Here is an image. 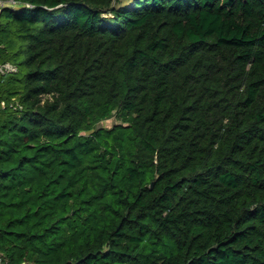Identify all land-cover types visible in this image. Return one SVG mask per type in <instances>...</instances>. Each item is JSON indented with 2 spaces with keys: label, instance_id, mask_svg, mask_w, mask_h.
<instances>
[{
  "label": "trees",
  "instance_id": "1",
  "mask_svg": "<svg viewBox=\"0 0 264 264\" xmlns=\"http://www.w3.org/2000/svg\"><path fill=\"white\" fill-rule=\"evenodd\" d=\"M17 1L6 264H264V0Z\"/></svg>",
  "mask_w": 264,
  "mask_h": 264
},
{
  "label": "built area",
  "instance_id": "2",
  "mask_svg": "<svg viewBox=\"0 0 264 264\" xmlns=\"http://www.w3.org/2000/svg\"><path fill=\"white\" fill-rule=\"evenodd\" d=\"M18 4L17 0H0V11L2 10L3 7L5 6H15ZM17 67L10 63V62H1L0 63V74H4V73H9V72H16ZM1 105H3V103L1 102ZM0 264H6V261L3 259V257L0 255ZM25 264V263H22Z\"/></svg>",
  "mask_w": 264,
  "mask_h": 264
},
{
  "label": "rangeland",
  "instance_id": "3",
  "mask_svg": "<svg viewBox=\"0 0 264 264\" xmlns=\"http://www.w3.org/2000/svg\"><path fill=\"white\" fill-rule=\"evenodd\" d=\"M120 1H121L120 3H129V2L132 3L131 0H120ZM118 4H119V3H117L116 5H118ZM44 99H45V100H46V99L51 100V98H50L49 95H43V96H41V98H40L41 103L44 101ZM115 122H117V121L115 120V118H114V117H111V118H109V119L103 121L101 124L104 125V126L110 127V126H111L113 123H115ZM1 253L4 254L3 251H1ZM4 255H5V254H4ZM13 260H14V259H13ZM5 261H6V259H5ZM8 261H9L8 264H18L17 261H10L9 258H8ZM25 264H28V263H25Z\"/></svg>",
  "mask_w": 264,
  "mask_h": 264
},
{
  "label": "crops",
  "instance_id": "4",
  "mask_svg": "<svg viewBox=\"0 0 264 264\" xmlns=\"http://www.w3.org/2000/svg\"><path fill=\"white\" fill-rule=\"evenodd\" d=\"M22 264V263H21Z\"/></svg>",
  "mask_w": 264,
  "mask_h": 264
}]
</instances>
